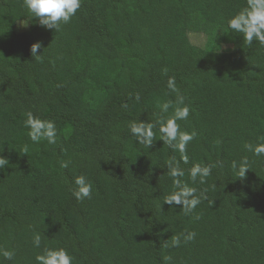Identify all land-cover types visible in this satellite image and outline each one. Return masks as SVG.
Instances as JSON below:
<instances>
[{"label":"trees","instance_id":"16d2710c","mask_svg":"<svg viewBox=\"0 0 264 264\" xmlns=\"http://www.w3.org/2000/svg\"><path fill=\"white\" fill-rule=\"evenodd\" d=\"M243 3L83 0L56 32L29 20L22 0H0V155L9 161L0 170V247L16 250L4 264H35L44 247L66 248L73 264H264V158L243 148L264 142V49L226 29ZM188 32L205 45L189 44ZM170 76L178 94L166 88ZM178 95L191 109L181 130L197 133L183 179L195 163L214 165L205 184L189 182L208 197L192 216L163 203L173 190L166 165L179 154L158 132L145 149L127 128L170 115L159 105L175 106ZM28 111L55 122L56 144L28 139ZM244 155L240 180L230 165ZM77 175L93 185L81 202L71 194ZM185 230L196 239L172 248Z\"/></svg>","mask_w":264,"mask_h":264},{"label":"clouds","instance_id":"9594fccd","mask_svg":"<svg viewBox=\"0 0 264 264\" xmlns=\"http://www.w3.org/2000/svg\"><path fill=\"white\" fill-rule=\"evenodd\" d=\"M83 0H22V8L29 20H36L39 26L59 32L63 26L71 23L73 17L82 6ZM226 29L237 34L244 44L251 48L258 44L264 49V0H244L243 5L226 20ZM202 33L188 32L187 39L189 44L199 47L204 40ZM41 49L40 42L33 43L30 46L32 57L41 59L37 55ZM166 88L170 93L178 94V87L175 76H170L166 82ZM136 101L141 99L139 93L134 97ZM172 112L168 116L161 115L156 122H140L138 120L129 121L127 124L128 132L134 138V142L142 145L145 149L150 148L156 141V132L159 133V141L168 145L174 152L179 154V159L170 158L167 163V175L171 179L173 190L164 196L163 203L167 205H178L185 216H192L195 210L203 201L208 200L205 191L198 192L196 187L191 184H205L212 174L214 165L193 164L187 169L188 181H185L186 172L181 167V163H189L188 146L197 133L195 131H182L178 121H185L190 116V106L185 103V98L177 96L175 106L171 100H166L159 105L161 114ZM23 127L28 129V139L33 144H39L46 140L48 144L57 143V127L54 121L44 120L35 116L31 111L25 113ZM154 129L156 131H154ZM244 150L253 157L264 158V142L259 139L256 143L246 142L243 145ZM23 151H27V145ZM9 164L8 159L0 155V170L6 168ZM249 157L242 156L238 161L233 160L230 168L236 174L237 178L243 180L249 171ZM68 161H61V168H68ZM75 188L72 190V197L81 202L85 198H90L93 192L92 183L84 175H77L74 178ZM211 207L213 201H208ZM195 220L200 219V215L194 216ZM197 237L195 231L185 230L175 235L171 240L172 248H179L182 245L193 242ZM42 241L41 233H34L32 236V246L40 249ZM169 245L165 243V247ZM16 257L14 248L0 247V264L4 261H13ZM35 264H73L74 257L64 247L50 248L44 247L40 253L35 256ZM170 256L165 257V261H171Z\"/></svg>","mask_w":264,"mask_h":264},{"label":"rangeland","instance_id":"374dc122","mask_svg":"<svg viewBox=\"0 0 264 264\" xmlns=\"http://www.w3.org/2000/svg\"><path fill=\"white\" fill-rule=\"evenodd\" d=\"M26 23H24V22H20V23H18V25H17V30L18 31H22V30H24V29H26ZM205 37V36H204ZM205 43H206V38H204V40H203V42L201 43V45H200V47H203L204 45H205Z\"/></svg>","mask_w":264,"mask_h":264}]
</instances>
